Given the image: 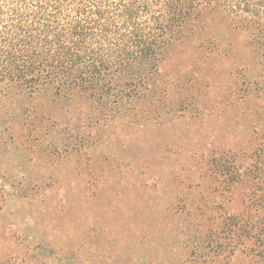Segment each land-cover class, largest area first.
Wrapping results in <instances>:
<instances>
[{"label": "trees", "instance_id": "16d2710c", "mask_svg": "<svg viewBox=\"0 0 264 264\" xmlns=\"http://www.w3.org/2000/svg\"><path fill=\"white\" fill-rule=\"evenodd\" d=\"M154 80L155 118L165 111L219 133L209 122L221 123L212 108L221 90L246 125L207 151L140 145L122 239L167 233L175 219L203 235L209 262L264 264V0H0V115L12 97L45 90L137 102ZM205 176L226 204L187 210L177 186L197 188Z\"/></svg>", "mask_w": 264, "mask_h": 264}, {"label": "rangeland", "instance_id": "374dc122", "mask_svg": "<svg viewBox=\"0 0 264 264\" xmlns=\"http://www.w3.org/2000/svg\"><path fill=\"white\" fill-rule=\"evenodd\" d=\"M156 86V80L143 86L150 96L137 102L54 99L48 90L6 102L0 115V264H219L208 261L203 235L175 219L167 233L122 239L132 194L126 179L140 145L207 151L223 134L237 140L246 125L244 108L226 106L221 90L212 107L221 123L209 122L219 133L165 111L155 118ZM146 172L140 166L134 179ZM214 183L205 176L197 188L179 185L176 198L191 211L210 202L225 205L226 194L212 195Z\"/></svg>", "mask_w": 264, "mask_h": 264}]
</instances>
